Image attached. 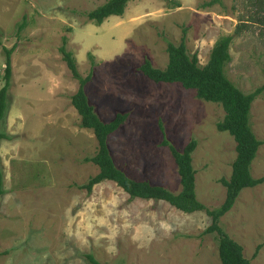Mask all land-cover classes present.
I'll return each instance as SVG.
<instances>
[{
	"label": "rangeland",
	"instance_id": "obj_1",
	"mask_svg": "<svg viewBox=\"0 0 264 264\" xmlns=\"http://www.w3.org/2000/svg\"><path fill=\"white\" fill-rule=\"evenodd\" d=\"M106 1L0 0V88L4 49L14 46L0 124L8 136L0 141V252L7 251L0 264H88L85 254L101 264H221L216 235H201L211 224L204 211L129 200L110 181L91 193L79 189L98 172L84 162L97 142L79 127L70 102L78 82L60 48L72 54L82 77L93 70L85 94L103 121L129 112L108 137L116 167L178 193L160 125L179 150L195 139L196 197L213 210L224 201L220 179H229L236 156L233 138L216 129L224 111L194 90L154 83L136 69L144 58L165 68L166 41L178 44L182 35L187 53L204 66L215 42L231 36L225 75L243 93L254 91L264 84V0H129L121 16L88 21L87 13ZM250 125L264 141V91L251 105ZM250 172L264 176V144ZM218 224L250 264H264V183L243 189Z\"/></svg>",
	"mask_w": 264,
	"mask_h": 264
},
{
	"label": "trees",
	"instance_id": "obj_2",
	"mask_svg": "<svg viewBox=\"0 0 264 264\" xmlns=\"http://www.w3.org/2000/svg\"><path fill=\"white\" fill-rule=\"evenodd\" d=\"M128 1L107 0L103 5L88 12L86 17L95 25H101L110 16H121ZM231 42V36H223L218 39L210 51L207 63L200 66L197 54L189 55L187 53L185 35H182L178 44L166 41L168 61L165 68L157 69L147 58H144L143 63L136 69L137 72L154 83H178L184 89L194 90L198 99L219 104L224 111V117L216 124V129L220 132H227L233 138L236 156L231 165L229 179H220L221 185L225 188L224 201L213 210L207 209L196 197V171L192 166V154L197 147L195 139H190L179 150L166 138L160 125L163 135L161 145L167 147L177 167L180 183L178 193H173L164 186L152 184L148 180L135 181L129 178L122 169L116 167L109 149L108 137L121 128L129 112H116L111 120L103 121L85 94V86L91 82L93 70L91 69L85 77H82L77 71L72 54L65 51L64 46L60 48V53L72 77L78 82V89L71 96L70 102L79 116V127L91 130L97 142L96 153L91 157L84 158V162L95 165L98 172L90 177L86 184L79 186V189H85L87 193H91L94 186L110 181L127 194L129 200L160 201L186 214L204 211L210 217L211 224L201 235L213 233L216 235L218 258L221 264H250L249 260L243 256L242 247L220 228L218 221L230 211L243 189L253 188L264 183V176L255 179L250 172L258 148L264 144V141L255 137L251 129L250 108L253 101L264 91V84L250 93H243L227 78L224 69L231 61L229 54ZM13 50L14 46L4 49L6 57L2 76L4 84L0 88V124L7 109L6 99L11 78L10 56ZM6 139L8 136L0 129V141ZM3 194L0 166V198ZM5 254L7 251L0 252V256ZM83 257L88 264H101L92 254H85Z\"/></svg>",
	"mask_w": 264,
	"mask_h": 264
}]
</instances>
